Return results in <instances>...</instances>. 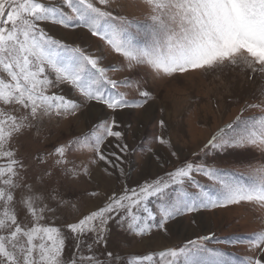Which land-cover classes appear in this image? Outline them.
Returning a JSON list of instances; mask_svg holds the SVG:
<instances>
[{
    "label": "snow or ice",
    "instance_id": "snow-or-ice-1",
    "mask_svg": "<svg viewBox=\"0 0 264 264\" xmlns=\"http://www.w3.org/2000/svg\"><path fill=\"white\" fill-rule=\"evenodd\" d=\"M138 3L143 21L123 14L121 0H0V264H264V0ZM52 26L86 29L122 57L123 65L101 66L102 57L57 38ZM140 68L157 79L229 70L259 81L239 114L200 149L204 155L209 148L253 150L259 161L244 172H230L186 160L131 187L122 181L119 192L68 221L62 209L69 201L48 181L57 171L88 176L90 165H102L108 176L116 171L125 176L121 154L130 149L117 130L118 121L115 116L100 119L89 133L36 156L48 167L31 179L19 154L20 138L39 136L44 121L75 117L84 108L91 112L101 106L113 113L145 108L155 97L140 80L110 75ZM63 86H70L79 98L66 95ZM121 88L134 89L137 98L129 99ZM253 110V115L244 114ZM159 123L166 127L164 120ZM110 138H115L118 151L111 150ZM158 142L171 147L163 137ZM84 152L93 153L87 163L70 158ZM155 159L164 169L167 162L159 155ZM232 205H247L259 213L261 227L246 242L251 254L243 261L222 247L209 246L237 242L214 233L127 259L113 252L104 259L97 255L99 246L107 247L112 221L136 237L151 238L153 229L167 236L170 222L178 217Z\"/></svg>",
    "mask_w": 264,
    "mask_h": 264
},
{
    "label": "rangeland",
    "instance_id": "rangeland-1",
    "mask_svg": "<svg viewBox=\"0 0 264 264\" xmlns=\"http://www.w3.org/2000/svg\"><path fill=\"white\" fill-rule=\"evenodd\" d=\"M121 3L124 5L121 10L123 14L130 19L144 20V9L138 0H121ZM52 34L102 57L101 66L124 63L122 57L112 52L98 38L92 37L86 29H63L52 26ZM110 75L117 80L125 77L140 80L153 93L155 99L143 109L127 108L115 113L101 106L93 107L91 112L84 108L75 117L44 121L39 136L29 133L19 141V154L29 166L28 177L31 179L48 167L39 164L36 156L51 152L55 146L89 133L100 119L115 116L120 125L117 130L124 133L123 142L127 143L130 149L128 154H121L123 161L120 166L124 168L125 176L121 177L118 171L113 176H108L102 170V165H90L88 176H64L57 171L48 181L50 186L58 189L64 200L69 201V205L62 209L63 218L68 221L95 209L113 191L119 192L123 187L122 181L131 187L145 178L171 170L186 160L230 172H244L250 163L259 161V153L253 150L228 149L220 152L209 148L205 149L207 155L200 153V149L204 148L211 136L239 114L244 101L252 99L253 93L259 87V81H250L243 73L229 70L207 75L203 73L177 75L164 79L155 78L146 68L133 72L119 71ZM63 91L71 98H79L78 93L70 86H63ZM120 91L127 92L129 99L138 96L134 89L121 88ZM244 114L253 115L254 110ZM161 120L165 121V128L160 127ZM159 137L169 140L171 147L161 145L158 142ZM110 140L113 145L111 150L118 151L114 148L115 138ZM172 152L177 155L173 156ZM194 152L200 155L193 156ZM153 153L167 162L164 169L159 168ZM92 156L93 153L84 152L75 153L70 158L79 164L81 161L87 163ZM196 179L201 183H207L202 176H196ZM94 191L99 195L95 197L89 195ZM73 204L76 205L75 208L71 207ZM150 206L155 207V204ZM258 215L259 213L252 211L247 205L203 209L170 222L167 236L153 229L151 238L133 236L125 232L117 221H112L109 224L107 247L99 246L96 251L101 259L105 258L107 252L127 259L133 255H143L178 245L185 239L195 238L197 235L214 233L221 240L237 242L209 246L224 248L240 262L251 254L246 242L251 239V234L261 227Z\"/></svg>",
    "mask_w": 264,
    "mask_h": 264
}]
</instances>
